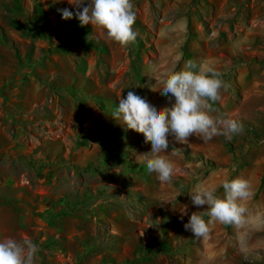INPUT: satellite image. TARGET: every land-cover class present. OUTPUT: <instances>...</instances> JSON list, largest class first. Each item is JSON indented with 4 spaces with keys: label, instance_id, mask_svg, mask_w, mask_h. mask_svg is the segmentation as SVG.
<instances>
[{
    "label": "rangeland",
    "instance_id": "obj_1",
    "mask_svg": "<svg viewBox=\"0 0 264 264\" xmlns=\"http://www.w3.org/2000/svg\"><path fill=\"white\" fill-rule=\"evenodd\" d=\"M132 3L137 36L121 45L61 19L67 0H0V239L33 243V264H264V128L243 127L242 85L228 87L236 109L209 102L242 131L169 137L167 182L146 169L150 142L110 115L128 90L170 104L151 87L196 56H231L221 78L237 76L238 59L264 51V0ZM234 177L253 193L245 222H213L203 237L185 230L187 213L207 212L188 191L217 185L222 196Z\"/></svg>",
    "mask_w": 264,
    "mask_h": 264
},
{
    "label": "clouds",
    "instance_id": "obj_2",
    "mask_svg": "<svg viewBox=\"0 0 264 264\" xmlns=\"http://www.w3.org/2000/svg\"><path fill=\"white\" fill-rule=\"evenodd\" d=\"M69 8L57 9L61 19H77L79 25L90 24L104 30L112 41L127 45L136 39L132 25L136 14L132 0H67ZM221 87H227L221 73L210 64L197 65L195 61L185 62L182 70L165 74L151 87L159 90L170 100V104L157 106L146 96L128 90L120 95L112 113L114 120L122 121L124 128L142 133L150 142V153L143 160L149 172H155L157 179L167 182L171 179L174 164L162 153L169 148V137L183 144L190 136L210 140L217 135L231 139L242 131V124L223 115H211L210 101H216ZM121 124V123H120ZM217 185H195L188 191L192 205L206 208V213L196 210L187 213L183 223L185 230L195 237H203L210 231L213 222L240 225L245 222L247 208L245 201L252 196L249 181L244 177L225 179L219 187L223 195L217 194ZM179 194V193H178ZM185 213V209L182 214ZM208 216V220L204 219ZM36 246L28 240L18 241L7 237L0 239V264H33Z\"/></svg>",
    "mask_w": 264,
    "mask_h": 264
},
{
    "label": "crops",
    "instance_id": "obj_3",
    "mask_svg": "<svg viewBox=\"0 0 264 264\" xmlns=\"http://www.w3.org/2000/svg\"><path fill=\"white\" fill-rule=\"evenodd\" d=\"M175 47L176 46H170V48H167L171 53H174L173 57H171L173 60H177L179 57H181V51L179 52V49H176ZM242 51L243 53L246 52V50ZM163 52L165 54L167 53V50H164ZM263 52L264 51L261 49H258L251 51L250 55L252 56H250V58L245 56L241 59H238L237 62L239 65L237 67V76H233L232 78L226 74L222 80L225 82L227 87H221L219 90L218 100L221 101L219 103L224 106L226 110H234L236 108H233L231 105L230 100L232 98L229 95L230 92L228 91V87L232 84L239 86L242 85V124L243 127L246 125V128H261V126L264 128V73H261L262 68L264 71V67H260L264 62V58L260 56ZM228 57V59L224 60L222 57L218 58L216 55H209L204 59H199V57L196 56L193 57V61H195L197 65L210 64L222 72L228 70L227 68H229V65L234 64L231 59L232 57ZM256 58H261V62L257 61ZM182 64H185V62L182 61ZM253 95L256 97L254 104L244 106L243 101H248V98ZM247 109L248 111H246ZM222 114H224V112Z\"/></svg>",
    "mask_w": 264,
    "mask_h": 264
}]
</instances>
